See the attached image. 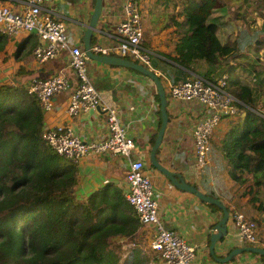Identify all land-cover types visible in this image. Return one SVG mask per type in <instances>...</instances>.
<instances>
[{
	"label": "crops",
	"instance_id": "0c3cea01",
	"mask_svg": "<svg viewBox=\"0 0 264 264\" xmlns=\"http://www.w3.org/2000/svg\"><path fill=\"white\" fill-rule=\"evenodd\" d=\"M0 1L16 10L22 9L26 2V0ZM123 3L124 0H103L97 31L93 33L91 41L92 48L99 46L109 50L117 44L116 26L123 19ZM94 4L95 0L43 2L45 9L67 23L73 44L82 47L83 34ZM165 7L159 5V0H141L146 42L144 45L153 53L157 69L167 77L161 82L167 97L168 122L162 142L156 151V159L162 167L180 174L185 182L195 186L200 192L219 199L227 207L229 211L227 234L222 242L216 244L217 256H226L233 248L246 246L264 248V204L261 206L260 200L252 196L250 193L252 187L248 188L251 185L248 184L250 183L248 180L246 183L232 180L221 149V142L231 128L233 120H222L214 131L209 162L205 169L200 170L196 165L191 128L200 116L201 105L194 101L170 99L168 87L170 82L183 81L193 74L196 75L198 71L197 69L196 73L183 71L167 58V55L174 54L181 36L173 24L170 25L169 22L162 24L165 22L161 17L167 9ZM169 14L171 15V12ZM37 42L35 33L22 32L14 37H6L4 48L0 51V84L21 85L26 88L33 78L45 79L63 72L71 80L72 85H75L76 76L69 67L67 53L63 52L45 63H38L32 54ZM109 54L118 56L116 52L103 55ZM200 62L207 66L204 61H199L195 66ZM88 69L91 81L102 97L103 106L116 110L122 125L127 128L135 143V149L129 159L113 154H92L77 162L75 196L85 200L93 192L112 184L120 192L118 195L122 202L131 207L124 197L127 190L126 172L130 160L141 159L157 194L158 217L164 227L177 231L194 246L195 259L192 264H220L209 256L208 236L222 218L221 210H214L194 194L176 188L149 162L150 150L154 144H151V140L154 135L156 138L160 125L159 99L152 80L136 71L91 59L88 62ZM207 71L212 70L209 68ZM212 75L213 73L210 77ZM71 92L72 89H69L57 94L53 98L52 109L43 111L44 128L59 125L69 127L85 140H96L107 135L104 110L100 109L101 112H95L92 116L87 115L88 111L77 116H70L67 113ZM236 212H242L256 221L258 225L256 245L243 243L239 238L232 220ZM153 236L154 230L151 226L140 224L133 239L120 236L115 238L126 264H164L159 254L151 249ZM262 258L258 254L243 253L224 264H264Z\"/></svg>",
	"mask_w": 264,
	"mask_h": 264
},
{
	"label": "trees",
	"instance_id": "16d2710c",
	"mask_svg": "<svg viewBox=\"0 0 264 264\" xmlns=\"http://www.w3.org/2000/svg\"><path fill=\"white\" fill-rule=\"evenodd\" d=\"M220 1L174 0L179 9L170 19L181 37L167 58L181 70L196 73L195 64L204 61L212 71L203 76L210 79L224 59L243 51L247 43L264 44L263 36L243 41L240 35L222 43L218 30L223 24L214 16L218 10L227 11ZM258 7L264 10V0ZM232 17L239 18L236 13ZM5 43L6 36L0 35V51ZM227 82L243 115L231 122L221 142L228 173L237 183L251 177L255 185L264 184V113L250 86L236 77ZM43 129L37 97L24 86L1 84L0 264H118L120 245L115 238L133 239L138 218L112 184L78 199L77 163L54 152L41 138ZM155 139L154 135L151 144Z\"/></svg>",
	"mask_w": 264,
	"mask_h": 264
},
{
	"label": "built area",
	"instance_id": "2783aa9c",
	"mask_svg": "<svg viewBox=\"0 0 264 264\" xmlns=\"http://www.w3.org/2000/svg\"><path fill=\"white\" fill-rule=\"evenodd\" d=\"M43 2L26 0L22 9L16 10L0 1V35L14 37L22 32L35 33L38 42L32 54L38 63H45L66 52L69 67L75 72L76 84L72 85L68 76L59 72L45 79H31L26 90L37 97L43 111H49L57 94L72 89L67 113L77 116L89 109L102 107L106 114L108 133L96 140H85L71 128L59 125L44 128L41 131L42 140L58 155L74 163L92 154L111 153L129 159L135 143L116 110L103 106L102 97L91 81L88 56L82 46L73 44L67 23L45 9ZM143 38L141 0H124L123 19L116 26L117 44L109 50L99 46L91 47V50L98 54L116 52L119 57L140 64L161 80H166L167 77L151 65L153 53L143 44ZM227 81L228 76L225 74L216 79L193 74L183 81L170 82L168 87L170 99L194 101L201 105V114L191 128L195 162L200 170L208 165L212 136L219 123L224 119L235 121L243 116L240 114V102L227 89ZM126 184L125 200L132 207L139 223L151 226L154 230L151 249L159 254L164 264H192L195 259L194 246L177 231L165 228L158 217L157 194L143 160L129 161ZM232 220L241 241L256 245V221L242 212L234 213Z\"/></svg>",
	"mask_w": 264,
	"mask_h": 264
},
{
	"label": "rangeland",
	"instance_id": "374dc122",
	"mask_svg": "<svg viewBox=\"0 0 264 264\" xmlns=\"http://www.w3.org/2000/svg\"><path fill=\"white\" fill-rule=\"evenodd\" d=\"M260 1L261 0L220 1L222 2V5L227 8V11L218 10L217 13H214V16L218 23L223 24V27L218 30V35L222 43L232 41L239 35L240 39L243 41H245L247 38H251L252 36H257V38L260 39H262L261 36L264 37V18L259 14L260 9L258 7ZM163 2L164 0H159V5L161 7L165 6ZM173 6L174 0L166 5L165 8L167 9L164 10V14L161 15V17H163V19L165 20V22L162 24H166V22H169L170 25L172 24L169 13L173 12V10L178 12L179 9V6H174L175 8H173ZM260 12L261 14H264L263 9L260 10ZM234 13L238 14V19L233 20L232 16ZM144 18L145 16L143 17V19ZM142 42L143 44H146L144 38ZM151 65L154 68H158V65L154 63V59H151ZM229 66H232L231 72L227 71ZM196 69L199 76L204 77L203 75L207 72L209 67L200 62L196 66ZM211 73H213V77L209 76L210 79H216L223 74L227 75L228 78L238 77L239 79H241L244 84H247L252 88L254 101L258 105L259 111L261 113H264V44L255 45L254 43H247V46L243 51L234 54L233 56H231V58L224 59L221 62V65H219L218 70ZM8 82H10V80H8ZM260 112L258 113L261 114ZM240 114H242V111ZM248 181L250 182L248 184H251L250 186H248V188L252 187V192L250 191V193L254 198H257V200L259 199L261 206H263L264 184L255 185L251 177H248ZM256 187L258 188L255 190ZM120 244L122 243L120 242ZM114 252L117 253V251L115 250ZM118 256V264H126L124 256L121 255V253Z\"/></svg>",
	"mask_w": 264,
	"mask_h": 264
},
{
	"label": "water",
	"instance_id": "95a60500",
	"mask_svg": "<svg viewBox=\"0 0 264 264\" xmlns=\"http://www.w3.org/2000/svg\"><path fill=\"white\" fill-rule=\"evenodd\" d=\"M103 0H95L94 9L90 16L89 23L83 34V49L89 59L100 62L107 65H115L127 68L129 70L136 71L140 74L147 76L155 85L158 99H159V112H160V125L156 135L155 142L150 150L149 162L152 167L156 168L163 173L164 176L178 189L194 194L202 202L209 205L216 206L222 212V218L214 226L212 233L209 234V245L208 252L209 256L217 263L224 264L232 260L233 258L243 254V253H253L258 254L264 258V248L256 246H246L233 248L226 256L216 255V244L222 242L223 238L226 237L227 227L226 223L229 219V211L227 207L217 198L208 196L200 192L195 186L188 184L184 181L182 176L178 173L171 172L166 168L162 167L156 159V151L162 142L163 134L168 122V115L166 111L167 97L166 92L163 88L161 79L154 72L144 68L142 65L137 64L131 60L115 56V55H103L95 53L91 50V41L93 33L97 31V23L102 11ZM100 107L94 109H89L87 115L92 116L95 112H101ZM101 114V113H100Z\"/></svg>",
	"mask_w": 264,
	"mask_h": 264
}]
</instances>
